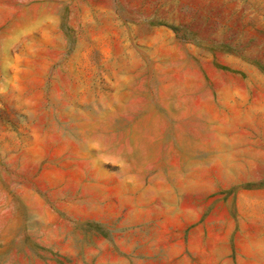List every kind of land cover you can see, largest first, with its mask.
Returning <instances> with one entry per match:
<instances>
[{"label": "rangeland", "instance_id": "obj_1", "mask_svg": "<svg viewBox=\"0 0 264 264\" xmlns=\"http://www.w3.org/2000/svg\"><path fill=\"white\" fill-rule=\"evenodd\" d=\"M264 0H0V264H264Z\"/></svg>", "mask_w": 264, "mask_h": 264}, {"label": "crops", "instance_id": "obj_2", "mask_svg": "<svg viewBox=\"0 0 264 264\" xmlns=\"http://www.w3.org/2000/svg\"><path fill=\"white\" fill-rule=\"evenodd\" d=\"M261 124L264 123V120L260 122ZM262 129H259L257 131H254L253 133L251 132H243L240 139L244 140L247 138H253L258 142H264V128L261 127Z\"/></svg>", "mask_w": 264, "mask_h": 264}]
</instances>
